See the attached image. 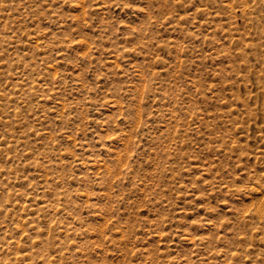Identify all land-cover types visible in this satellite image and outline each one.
<instances>
[{
  "label": "rangeland",
  "instance_id": "obj_1",
  "mask_svg": "<svg viewBox=\"0 0 264 264\" xmlns=\"http://www.w3.org/2000/svg\"><path fill=\"white\" fill-rule=\"evenodd\" d=\"M0 264H264V0H0Z\"/></svg>",
  "mask_w": 264,
  "mask_h": 264
}]
</instances>
